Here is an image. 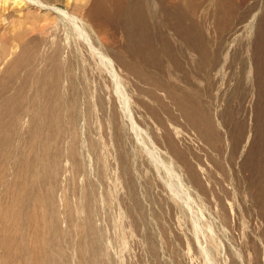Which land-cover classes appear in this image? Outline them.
<instances>
[{"label":"rangeland","instance_id":"obj_1","mask_svg":"<svg viewBox=\"0 0 264 264\" xmlns=\"http://www.w3.org/2000/svg\"><path fill=\"white\" fill-rule=\"evenodd\" d=\"M4 1L0 264H264V0H151L162 66L95 0Z\"/></svg>","mask_w":264,"mask_h":264},{"label":"bare ground","instance_id":"obj_2","mask_svg":"<svg viewBox=\"0 0 264 264\" xmlns=\"http://www.w3.org/2000/svg\"><path fill=\"white\" fill-rule=\"evenodd\" d=\"M20 1L22 2L24 0H20ZM16 2L18 1H15L14 3ZM152 2L153 1L151 0H95L89 12H90L91 18L97 24L104 23V24H109L112 27L117 28V29H120V28L124 29L125 34L131 36V39L129 38L130 42L127 47L129 48V51L131 52L133 57H135L136 59L140 61L145 62L149 66H153V65L162 66V63L166 59L169 61L177 60L176 49H174L173 46H171L169 39L165 34L166 30L169 29L171 25V22L167 21V17L169 16L170 18L172 13L170 12L169 8L161 6L163 10L162 14L165 19L161 20L158 24L155 19L157 12L153 10ZM0 3H2V5L7 4V2L5 1L3 2V0H0ZM125 37H128V36H125ZM148 97L150 98V96ZM193 118H191L192 121H197V118L195 116ZM201 119L203 121L204 118L201 117ZM214 140H215L214 142H216V139ZM150 195H153V194H150ZM222 209L225 212L224 207H222ZM225 217H227L226 214H225ZM96 243H97L96 250H97L98 256L103 258V262L107 261V263L110 264V262H108V259H107L108 256L102 253L103 249L99 245V242L97 240H96ZM32 255L34 259V264H40L38 252H33ZM152 256L157 258V252L153 251ZM87 263H89V261Z\"/></svg>","mask_w":264,"mask_h":264}]
</instances>
